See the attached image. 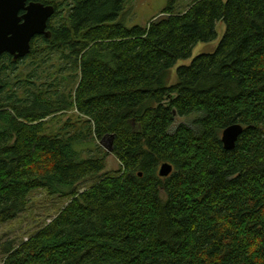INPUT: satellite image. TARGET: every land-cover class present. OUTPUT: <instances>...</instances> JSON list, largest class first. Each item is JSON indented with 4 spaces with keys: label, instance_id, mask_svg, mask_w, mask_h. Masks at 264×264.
Instances as JSON below:
<instances>
[{
    "label": "trees",
    "instance_id": "16d2710c",
    "mask_svg": "<svg viewBox=\"0 0 264 264\" xmlns=\"http://www.w3.org/2000/svg\"><path fill=\"white\" fill-rule=\"evenodd\" d=\"M128 2L73 0L54 26L56 6L50 38L0 59V224L35 189L70 197L28 240L0 241L2 264H264V0H192L183 12L169 0L145 27L126 25ZM218 22L215 50L178 67L170 84L179 60L218 38ZM54 52L79 73L70 105L85 131L46 133L45 119L67 108L60 93L21 80L25 94H3L8 70ZM177 116L195 117L172 129ZM234 123L244 129L229 150L221 137ZM106 138L116 175L84 154Z\"/></svg>",
    "mask_w": 264,
    "mask_h": 264
},
{
    "label": "rangeland",
    "instance_id": "374dc122",
    "mask_svg": "<svg viewBox=\"0 0 264 264\" xmlns=\"http://www.w3.org/2000/svg\"><path fill=\"white\" fill-rule=\"evenodd\" d=\"M57 6V16L52 20L54 26L65 22L69 16L73 0H47ZM169 0H129L127 3L123 18H126V25L148 26L149 23L161 16ZM192 0H177V10L185 11ZM218 38L210 43H199L193 50L190 58L179 60L170 71V84L177 80V69L182 65H190L192 60L201 53L212 52L220 42L224 32L225 24L217 23ZM38 50L43 48L42 41H36ZM41 46V47H40ZM10 61H12L10 59ZM8 63V62H7ZM7 80L9 85L7 92H15L17 95H23L26 92L25 83L21 80H28L27 88L36 92L44 91L52 95L60 93L61 98L69 101L64 110L56 111L46 120V133H70L76 130L85 131L86 118L78 114L77 110L70 105L71 93L74 91L79 80V73L74 70L71 63L61 59L58 52L52 54H36L32 59L22 61L11 70H8ZM54 100L57 99L52 95ZM195 116L176 117L172 129L179 124H191ZM74 124V125H73ZM97 144V145H95ZM110 139L91 142L90 145L83 147L85 156L103 157L106 160V168L103 171L106 175H116L121 169V162L110 150ZM96 178L89 179L79 185V191H84L91 187ZM70 197L60 195H50L46 189L40 188L33 190L28 198L25 209L14 219L0 224V241L14 242V245H20L28 240L37 231L49 224L60 210L69 202ZM4 260V255L0 252V264Z\"/></svg>",
    "mask_w": 264,
    "mask_h": 264
},
{
    "label": "water",
    "instance_id": "95a60500",
    "mask_svg": "<svg viewBox=\"0 0 264 264\" xmlns=\"http://www.w3.org/2000/svg\"><path fill=\"white\" fill-rule=\"evenodd\" d=\"M55 12L52 3L0 0V59L4 54L11 55L14 60L24 58L31 52V43L36 36L50 38L49 21ZM243 129L242 124L234 123L223 130L221 139L226 149L236 146ZM172 171L173 165L164 162L159 168V175L167 177Z\"/></svg>",
    "mask_w": 264,
    "mask_h": 264
},
{
    "label": "flooded vegetation",
    "instance_id": "af4514ba",
    "mask_svg": "<svg viewBox=\"0 0 264 264\" xmlns=\"http://www.w3.org/2000/svg\"><path fill=\"white\" fill-rule=\"evenodd\" d=\"M55 8H56V6H55Z\"/></svg>",
    "mask_w": 264,
    "mask_h": 264
}]
</instances>
